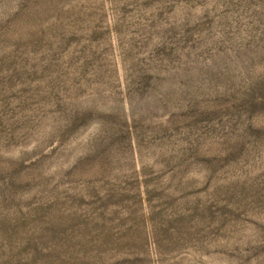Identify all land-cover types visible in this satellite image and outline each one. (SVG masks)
Returning a JSON list of instances; mask_svg holds the SVG:
<instances>
[{"label":"rangeland","instance_id":"obj_1","mask_svg":"<svg viewBox=\"0 0 264 264\" xmlns=\"http://www.w3.org/2000/svg\"><path fill=\"white\" fill-rule=\"evenodd\" d=\"M0 264H264V0H0Z\"/></svg>","mask_w":264,"mask_h":264}]
</instances>
